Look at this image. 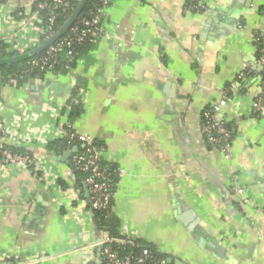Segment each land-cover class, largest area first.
<instances>
[{
	"label": "crops",
	"instance_id": "obj_1",
	"mask_svg": "<svg viewBox=\"0 0 264 264\" xmlns=\"http://www.w3.org/2000/svg\"><path fill=\"white\" fill-rule=\"evenodd\" d=\"M45 1L0 2L10 52L37 49ZM205 6L115 0L105 33L74 64L0 82L7 144L34 151L42 168L0 165V264H103L102 232L67 156L74 147L47 150L67 124L123 172L112 218L124 238L155 247L167 264H264V65L254 40L264 41V0ZM74 93L82 114L71 122ZM224 95L216 118L231 126L229 156L203 132L204 111Z\"/></svg>",
	"mask_w": 264,
	"mask_h": 264
},
{
	"label": "built area",
	"instance_id": "obj_2",
	"mask_svg": "<svg viewBox=\"0 0 264 264\" xmlns=\"http://www.w3.org/2000/svg\"><path fill=\"white\" fill-rule=\"evenodd\" d=\"M80 0H49V4H44L43 8L48 10L47 26L43 30L44 39L40 41L37 48L43 43L54 37L60 28L70 19L78 8ZM98 4L97 9H92L86 13H80L68 31L56 40L53 44L46 48L43 56L34 59L27 66L26 70L22 72L24 75L37 69L41 73L53 71L56 62L60 56L66 53L68 58L73 57L72 49L76 45H82L88 42L97 43L99 38L105 33V26L103 25V18L106 8L111 6L115 0H95ZM77 2V3H76ZM197 7L205 9L206 0H199ZM67 14V20L56 29L57 20L61 14ZM258 45V60L264 65V46H261L258 39H254ZM5 44V39L0 36V53ZM1 82V78H0ZM9 84L14 85L12 80ZM264 84V80H263ZM227 95V91H226ZM220 103L212 105L211 109H207L203 113V132L207 142L214 149L230 155L232 135L228 130V123L225 120H218L217 113L225 105V97ZM80 103L79 97L71 98L70 103ZM262 106L261 101L254 104L255 111H260ZM70 107V106H69ZM71 109V107H70ZM33 132L41 134L38 129ZM67 136L70 147H79V151L74 153L72 157L73 167L81 172L84 177V185L90 197L92 209L97 211H109L111 209V200L113 197L110 191V176L111 170L109 167H103V148L96 146L95 140L77 134L72 129L71 124H67L66 129L62 132ZM11 134L5 122L0 117V165L5 168L21 166L23 168H33L37 172L41 171L40 158L36 156L35 152L17 153L8 148L7 140ZM37 138V136H36ZM35 144L42 142V138L35 139ZM82 149V150H81ZM123 172L118 171L119 176ZM234 196L238 202L243 206H249L250 200L244 195V190L241 188L234 189ZM128 240H134L126 238ZM124 242L111 237L106 231H102L101 238L98 242L101 258L103 264H148V249H143L141 256L134 257L130 254H122L116 247L122 245ZM14 264V263H8ZM160 264H167L162 260Z\"/></svg>",
	"mask_w": 264,
	"mask_h": 264
},
{
	"label": "trees",
	"instance_id": "obj_3",
	"mask_svg": "<svg viewBox=\"0 0 264 264\" xmlns=\"http://www.w3.org/2000/svg\"><path fill=\"white\" fill-rule=\"evenodd\" d=\"M4 0H0V2H2ZM199 0H187V4L190 7H194L198 5ZM77 3V2H76ZM44 4H49V0H46ZM98 8V4L95 0H88L86 5L84 6L82 13H86L89 10L92 9H97ZM40 12V17L42 20V24L41 26L46 29L47 26V14H48V10L47 8H42L39 10ZM67 14L63 13L61 14V16L59 17V19L57 20V24H56V29L60 28V26L67 20ZM42 40L44 39V35L42 34ZM259 43L261 46H264V41L263 40H259ZM95 43H85L82 45H76L73 47V49L71 50L73 53V57L68 58L66 56V53L63 54L62 56H60L56 62L55 68L53 71H55L56 69H59L61 66L64 65H72L76 62V60L82 56L83 54H85L86 52H88L89 50L93 49ZM34 50H30L26 53H22L19 54L17 52H10L8 50L7 45H4L1 53H0V78H1V83L3 84H7L12 80V83L14 85H19L22 82H24L28 77L31 76H43V74L45 73H41L39 70L35 69L32 72L28 73V75H24V73L22 74V72L24 70H26L27 66L29 65V63H31L34 59L43 56L46 52V49H44L43 51H40L39 53H34ZM72 98H77L76 93H74ZM69 106L71 107V114H70V120L71 122L77 118L78 116H80L82 114V104L81 102L77 103V104H72L69 102ZM228 130L230 132H232L231 126L228 125ZM66 129V128H64ZM96 146L98 147H102V144L97 142L95 140ZM8 148L12 149L13 151L17 152V153H30V151H28L27 149L23 148V147H18V146H10L7 145ZM70 147V144L68 142V138L67 136H64L58 140H55L53 142H51L48 147L47 150L50 152H54V153H60L65 151L67 148ZM82 150V149H81ZM74 155V154H73ZM72 155V157H73ZM72 157H71V162H70V167L72 168L75 177H76V187L80 192V195L82 197V195L84 194V192H87L86 187L84 185V175L77 171L73 165H72ZM103 167H109L111 170V176H110V191L113 194L112 200H111V209L109 211H97L92 209L91 203H88V209L93 213L96 224L98 226V230L100 232L102 231H106L110 234L111 237H114L122 242H124V244L122 245H118L116 246L119 251L122 254H130L133 255L134 257H138L141 256L142 254V250L143 249H148L149 251V256H148V264H160L162 260H165L167 262V257L158 252V250L149 245L148 243H146L143 240H128L126 238H124L122 235H120V233L117 231L119 228V224L118 222L112 218V206H113V200H114V193H115V189H116V184L118 181V168L114 165L111 164L107 161H103L102 163Z\"/></svg>",
	"mask_w": 264,
	"mask_h": 264
},
{
	"label": "water",
	"instance_id": "obj_4",
	"mask_svg": "<svg viewBox=\"0 0 264 264\" xmlns=\"http://www.w3.org/2000/svg\"><path fill=\"white\" fill-rule=\"evenodd\" d=\"M88 0H80L78 8L74 12V14L70 17V19L60 28V30L57 32V34L52 37L50 40L47 42L43 43L41 46H39L37 49H35L34 53H39L40 51H43L47 47H49L51 44H53L56 40H58L60 37H62L68 29L72 26L78 15L82 12L84 6L86 5ZM44 33V32H43ZM79 151V147H74L69 149V152H67V156L77 153ZM66 156V157H67Z\"/></svg>",
	"mask_w": 264,
	"mask_h": 264
}]
</instances>
